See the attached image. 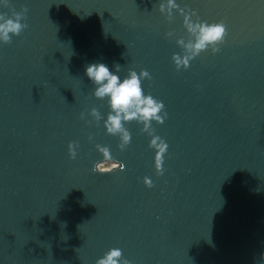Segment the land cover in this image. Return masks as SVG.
<instances>
[{
    "label": "water",
    "instance_id": "95a60500",
    "mask_svg": "<svg viewBox=\"0 0 264 264\" xmlns=\"http://www.w3.org/2000/svg\"><path fill=\"white\" fill-rule=\"evenodd\" d=\"M160 2L0 6L28 10V28L0 44V264H96L116 247L132 264H264V0H176L171 16ZM197 17L228 34L177 71ZM94 62L150 73L143 88L168 114L152 122L169 145L163 175L143 123H127L123 150L107 133ZM100 146L124 170L94 172Z\"/></svg>",
    "mask_w": 264,
    "mask_h": 264
},
{
    "label": "clouds",
    "instance_id": "9594fccd",
    "mask_svg": "<svg viewBox=\"0 0 264 264\" xmlns=\"http://www.w3.org/2000/svg\"><path fill=\"white\" fill-rule=\"evenodd\" d=\"M9 0H0V6L7 7ZM176 0H161L158 10L162 15L171 16L177 9ZM27 8L21 12L12 11L11 16L0 11V44H10L13 36L20 34L28 28L27 23H22L26 19ZM187 12L195 15L196 13L187 9ZM189 33L195 37L194 43L186 45V51L183 56L175 55L172 59L176 70H188L191 62L200 55L201 52L210 50L213 55L221 51L219 47L225 42L227 36V25L223 22L208 24L201 22L199 18L195 21L187 20L185 25ZM120 66H115V71L103 62L90 63L85 68V75L94 87L93 95L97 99L106 100L110 109L107 119L103 120V125L110 135H119L121 150L125 149L131 143V135L126 127L129 121L143 123L146 129L150 130L149 147L155 150V168L158 174L163 175L165 156L169 145L159 135L155 134L152 122L164 124L167 119L165 104L157 100L151 94L145 92L143 88L144 80H151L152 77L147 70L137 72L131 70L127 77H121L119 73ZM96 120H102L96 109L90 113ZM80 119L85 120V113L81 112ZM90 123L89 121H87ZM91 139V136H89ZM77 143H70L69 155L75 160L77 158ZM103 154L104 161L96 162L93 166L94 172H108L116 168L124 170L123 163H117L110 157V150L107 147H97ZM144 184L151 188L153 181L149 177L144 178ZM96 264H132L123 256L122 249L111 248L104 256L96 261Z\"/></svg>",
    "mask_w": 264,
    "mask_h": 264
}]
</instances>
